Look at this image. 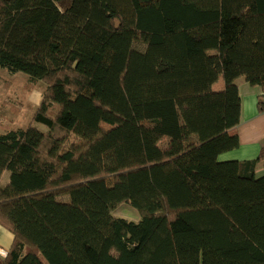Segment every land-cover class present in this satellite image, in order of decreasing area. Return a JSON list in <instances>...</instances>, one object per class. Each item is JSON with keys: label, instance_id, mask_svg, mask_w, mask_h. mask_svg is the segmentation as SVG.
Listing matches in <instances>:
<instances>
[{"label": "trees", "instance_id": "1", "mask_svg": "<svg viewBox=\"0 0 264 264\" xmlns=\"http://www.w3.org/2000/svg\"><path fill=\"white\" fill-rule=\"evenodd\" d=\"M0 69L47 127L0 125V264H264V147L218 160L238 80L264 93V0H0Z\"/></svg>", "mask_w": 264, "mask_h": 264}, {"label": "rangeland", "instance_id": "2", "mask_svg": "<svg viewBox=\"0 0 264 264\" xmlns=\"http://www.w3.org/2000/svg\"><path fill=\"white\" fill-rule=\"evenodd\" d=\"M27 79L23 73L10 74L0 69V125H8L12 131H17L24 130L32 123L39 131L45 132V125L32 121L33 114L41 103L45 84L39 81L35 86H29ZM0 133L3 134L1 129ZM8 177L9 174L5 173L2 186L8 182ZM112 215L133 222L139 220L137 212L127 204L118 206Z\"/></svg>", "mask_w": 264, "mask_h": 264}, {"label": "crops", "instance_id": "3", "mask_svg": "<svg viewBox=\"0 0 264 264\" xmlns=\"http://www.w3.org/2000/svg\"><path fill=\"white\" fill-rule=\"evenodd\" d=\"M238 93L241 100V119L236 129L238 147L218 157L219 161H252L257 160L264 147V111L259 112L258 97L264 106V93L258 87H252L241 79L238 80ZM264 162L257 165L261 171ZM12 235L0 227V249L7 252L12 243Z\"/></svg>", "mask_w": 264, "mask_h": 264}, {"label": "built area", "instance_id": "4", "mask_svg": "<svg viewBox=\"0 0 264 264\" xmlns=\"http://www.w3.org/2000/svg\"><path fill=\"white\" fill-rule=\"evenodd\" d=\"M6 255V252H4V251H2L1 249H0V256L1 257H4Z\"/></svg>", "mask_w": 264, "mask_h": 264}]
</instances>
